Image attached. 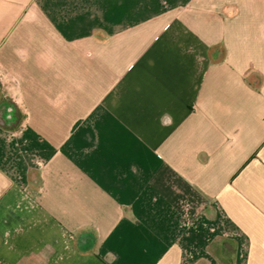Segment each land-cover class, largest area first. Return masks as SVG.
I'll use <instances>...</instances> for the list:
<instances>
[{"label": "crops", "instance_id": "crops-1", "mask_svg": "<svg viewBox=\"0 0 264 264\" xmlns=\"http://www.w3.org/2000/svg\"><path fill=\"white\" fill-rule=\"evenodd\" d=\"M0 264H264V0H0Z\"/></svg>", "mask_w": 264, "mask_h": 264}]
</instances>
